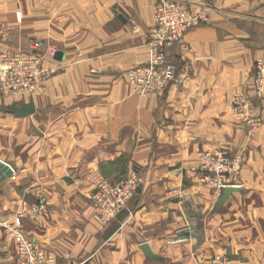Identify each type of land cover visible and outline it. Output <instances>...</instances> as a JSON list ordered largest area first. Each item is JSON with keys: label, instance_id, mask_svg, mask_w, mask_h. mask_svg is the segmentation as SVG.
I'll return each instance as SVG.
<instances>
[{"label": "crops", "instance_id": "1", "mask_svg": "<svg viewBox=\"0 0 264 264\" xmlns=\"http://www.w3.org/2000/svg\"><path fill=\"white\" fill-rule=\"evenodd\" d=\"M156 3L36 0L21 22L11 3L0 4L13 36L11 44L0 41V51L39 36L58 41L64 54L47 59L59 72L43 93L0 98V160L13 169L0 181L6 207L14 212L23 198L45 196L47 211L26 218L24 228L59 264H201L216 253L234 264H264V126L251 131L231 112L237 92H254L264 9L212 10L207 24L168 50L171 62L187 67L185 83L147 97L132 89L127 73L150 60ZM32 99L34 114L10 111ZM256 112L264 114V102ZM217 148L244 158L234 179L240 187L223 200L192 170ZM133 168L143 178L137 194L100 224L93 214L98 183L126 178ZM5 234L0 264H15L16 243Z\"/></svg>", "mask_w": 264, "mask_h": 264}, {"label": "built area", "instance_id": "2", "mask_svg": "<svg viewBox=\"0 0 264 264\" xmlns=\"http://www.w3.org/2000/svg\"><path fill=\"white\" fill-rule=\"evenodd\" d=\"M155 23L150 28V60L127 73V80L135 92L147 97L163 96L171 85L182 86L189 76L185 66L169 60L168 50L180 43L193 27L210 21L211 7L204 3L187 0H157ZM3 37L8 36L3 31ZM58 49L34 42L29 50L0 51V98L36 96L45 89L49 78L59 72L48 66V58L56 56ZM252 95L237 92L231 101V112L235 120L250 128L264 125V116L256 113V102L264 101V54L255 62ZM243 168V157L217 148L202 153L199 163L192 170L199 174L202 184L214 187L219 195L225 188H239L234 179ZM143 178L136 168L123 179H103L93 194V213L102 224L111 223L137 194ZM47 210L42 199L32 205L24 203L11 221L3 226L16 243L15 264H59L25 232L27 216H36ZM66 257H70L69 254ZM212 264H232L225 256H215Z\"/></svg>", "mask_w": 264, "mask_h": 264}, {"label": "rangeland", "instance_id": "3", "mask_svg": "<svg viewBox=\"0 0 264 264\" xmlns=\"http://www.w3.org/2000/svg\"><path fill=\"white\" fill-rule=\"evenodd\" d=\"M33 2V4L36 6V0H0V4L2 6V8L4 7V5L8 2L11 3V5H13V9L12 12L14 13L15 17H16V21L17 22H21L23 20V16L24 13L27 9V7L29 6L30 2ZM190 2H196V3H204L207 4L211 7V11L214 9L217 10H222V11H232V12H236V13H255L260 9H264V0H224L225 3H220L218 0H187ZM29 2V3H28ZM1 13H6L5 11H2ZM211 14V12H210ZM8 22L5 19H0V41L4 42V43H10L12 41V33L10 30V27L7 24ZM203 25V24H202ZM3 31H5V33L7 34V38L5 39L3 37ZM39 36H28V37H24L22 38V44H20L17 47H11L9 50L7 51H18V50H29V47L31 44H33L34 42H42L44 44V46L48 47V46H54L57 49L59 47H61V44L57 41L55 42L53 39L50 38H45V39H38ZM264 54V53H263ZM261 56V55H260ZM259 58V57H258ZM257 58V59H258ZM255 69V68H254ZM254 77V76H253ZM131 86V85H130ZM132 87V86H131ZM133 89V88H132ZM134 90V89H133ZM44 92V91H43ZM42 92V93H43ZM258 102H264L259 100ZM257 114H260L262 116H264V114H262L261 112H256ZM264 126V125H263ZM262 126V127H263ZM262 127L259 128H250L249 129L252 130H258ZM260 149V148H259ZM261 152V151H260ZM259 152V153H260ZM243 157V156H242ZM1 162V160H0ZM243 165H244V158H243ZM132 170V169H131ZM130 170V171H131ZM263 170V169H262ZM129 171V172H130ZM243 172V168L242 171L240 172V174ZM129 174V173H128ZM240 174L238 176H240ZM237 176V177H238ZM236 177V178H237ZM260 181L263 182L264 185V179H261ZM202 184V183H201ZM205 185V184H202ZM210 186V185H209ZM212 187V186H211ZM214 188V187H212ZM215 189V188H214ZM216 190V189H215ZM45 199L46 203L47 200L44 197H39V200ZM37 201V202H38ZM7 202V196L5 191L0 187V237H2V239H5V232L9 234V232L6 230V228L3 226V222L4 221H11L12 218L15 216V214L17 213L18 209L24 204H28V205H32L34 203H30L26 198H23L20 202V204L18 205L17 209L13 212L11 208L6 207V203ZM47 211V210H46ZM45 211V212H46ZM44 213V212H43ZM42 214V213H41ZM94 214V213H93ZM120 214V213H119ZM118 214V215H119ZM40 215V214H39ZM39 215L36 216H27L26 218H35ZM25 218V219H26ZM95 218V216H94ZM96 219V218H95ZM97 220V219H96ZM98 221V220H97ZM100 224H102L100 221H98ZM103 225H107V224H103ZM10 235V234H9ZM11 236V235H10ZM67 255V254H66ZM217 255H221V256H225L226 258H228L229 260H231L232 264H234V260L232 258H230L229 256L223 254V253H216L212 256L203 258V260H201V264H212L213 260L215 258V256ZM70 256V255H69ZM69 258V257H68ZM16 263V262H15Z\"/></svg>", "mask_w": 264, "mask_h": 264}, {"label": "water", "instance_id": "4", "mask_svg": "<svg viewBox=\"0 0 264 264\" xmlns=\"http://www.w3.org/2000/svg\"><path fill=\"white\" fill-rule=\"evenodd\" d=\"M56 57H57V59L62 60L64 58L63 52L59 51L57 53ZM10 111L12 113L19 115V116H29V115H32L36 112V105H35L34 100L32 99L29 103H23L21 106H18L16 104L11 105ZM12 175H13L12 167L9 164H7L6 162L1 161L0 162V181L3 179H6ZM236 189H238V188H235V187L225 188L221 200H223L229 192L236 190Z\"/></svg>", "mask_w": 264, "mask_h": 264}]
</instances>
